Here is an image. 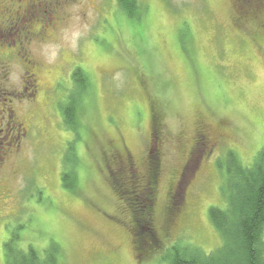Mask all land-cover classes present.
I'll list each match as a JSON object with an SVG mask.
<instances>
[{"label": "rangeland", "instance_id": "rangeland-1", "mask_svg": "<svg viewBox=\"0 0 264 264\" xmlns=\"http://www.w3.org/2000/svg\"><path fill=\"white\" fill-rule=\"evenodd\" d=\"M137 1L130 14L120 0H74L59 9L54 28L53 22L44 28L47 17L27 20L28 30H45L29 45L38 63L33 103L23 95L26 61L0 47L6 66L0 68V103L14 107L29 127L18 155L23 170L7 171L2 182L8 189L0 202V264L30 245L40 261L56 246L58 264H169L176 244L208 255L230 249L233 239L222 236L210 209L232 211L229 154L251 167L264 148V0L255 7L241 0ZM12 3L18 7L0 0V11ZM77 67L90 81L81 97L79 138L62 111L77 88ZM220 122L226 138L204 149L199 137L191 150L195 132L205 135L208 126L216 134ZM121 141L138 170L130 172L114 157ZM71 147L74 189L62 180L73 165L66 162ZM154 156L160 163L154 224L144 221L141 227L152 230L135 239L128 203L129 191L139 188L126 173L140 180ZM188 168L194 172L185 184ZM172 182H179L184 200L170 220L163 208Z\"/></svg>", "mask_w": 264, "mask_h": 264}, {"label": "trees", "instance_id": "trees-1", "mask_svg": "<svg viewBox=\"0 0 264 264\" xmlns=\"http://www.w3.org/2000/svg\"><path fill=\"white\" fill-rule=\"evenodd\" d=\"M120 3L125 5V10L130 14L138 6L137 0H120ZM241 4L243 3L241 2ZM72 80L77 88L71 93L69 101L62 107V111L64 124L79 138L80 120L78 113L81 97L88 89L90 81L81 67H77L74 70ZM77 89L79 90L78 93L76 92ZM157 119L160 122L161 112L159 113V111ZM159 122L158 126L160 127ZM197 134L199 137L203 136L201 129H199ZM228 157L227 171L230 184L227 183L230 185L229 189H231L228 201L231 204L232 211L212 207L210 209V217L223 237L230 240L233 239L230 243L228 242L230 249L220 248L215 253L208 255L198 247H182L180 244H176L167 255L169 264H264V148L258 153L256 161L251 167L242 166L234 152H231ZM66 162H70L73 165H71L72 168L70 170L67 168L63 173L62 180L66 187L74 189L77 178L74 165L77 162V158L72 147L68 151ZM146 169L145 180H132L133 182H131L138 185L136 188H139V192L134 190V187H131L133 190L129 191V194H132L129 199L130 203H128V209L132 213L129 229L135 239V234L147 236L152 228L150 225V229L147 226L141 227V224L144 221L145 223L150 221L153 225L155 219L154 214L156 211L153 203L160 170L158 158L154 156L153 161ZM193 172V168L186 170L187 181L185 184L193 176ZM171 185L172 191L168 195L169 201L163 209L170 216V220H173L182 207L184 197L180 196L177 190L180 185L179 182H172ZM147 217L150 218L146 220ZM135 229L138 233L135 232ZM12 237L16 238L15 235ZM12 241L11 238L5 243L8 258L11 255L13 258ZM152 247L153 245L150 248ZM57 253L58 249L54 246L48 251L46 259L40 261L37 251L30 245L27 251L18 252L15 260L10 264H58Z\"/></svg>", "mask_w": 264, "mask_h": 264}, {"label": "flooded vegetation", "instance_id": "flooded-vegetation-1", "mask_svg": "<svg viewBox=\"0 0 264 264\" xmlns=\"http://www.w3.org/2000/svg\"><path fill=\"white\" fill-rule=\"evenodd\" d=\"M11 1L16 2L18 4V7H16L12 3L8 6H2V9L0 11V47L6 46L10 49H13V54L17 53V55H15L22 61H26V67L28 66L31 69V71L29 69L24 75L26 79H29L27 80V82L23 83V95L28 94L27 98L31 101L34 100L39 86L38 84H36V74L33 72L35 69H37L38 63L34 59L30 58L29 45L35 37H44L45 30L41 29L40 32L34 33L28 30V28L24 27L23 25L27 22V20L31 21L34 17L36 18L38 16H42L43 22H45V17L49 19V22L44 23V28H47L50 25V22H53V20H57L55 15L58 14L59 9L64 4L66 5L69 2H73L74 0ZM231 1L234 2L235 0ZM23 2L24 4L22 5L21 3ZM241 2L246 7L249 5L255 7L257 5L260 6V3L263 2V0H256L255 3L253 2V0H241ZM234 4L236 3L234 2ZM52 26L54 28V22ZM4 67L6 66L4 65L3 60L0 59V68L3 70ZM30 91L31 94H29ZM31 103H33V101H31ZM5 106V102L0 103V202H2L3 194H7L6 191L8 188L4 184H2L4 176L7 174V171H9L10 174L19 175L21 173V168L23 170V166H20V157H18V155L21 153L23 142L25 141V138L27 137L29 132V127L27 128L26 125V118L20 115L14 107ZM155 108L154 104L150 105V115L153 123L156 119ZM154 127L155 126H153V128ZM219 128L220 130H218L216 134L214 133V131L208 128V126L203 128V133H205V135L203 134L202 136V140L204 139V149L213 146L217 144L219 140L221 141L222 139L226 138V135L224 133V123L220 122L218 124V129ZM153 130L154 129H151L152 133L154 132ZM197 133L198 132H195L194 136H192V148L200 140L199 135ZM114 147V157L120 158L123 161L125 166L124 168H126L127 170L129 169L130 172L132 171V169H139L137 162L134 160L131 152L128 150V147L125 143L121 141V145L115 144ZM12 166H14V168H12ZM126 174H128V182L131 183L135 180L134 174L130 176L129 173ZM140 178L145 180L146 174H142Z\"/></svg>", "mask_w": 264, "mask_h": 264}]
</instances>
